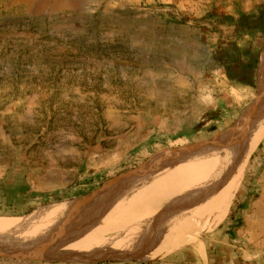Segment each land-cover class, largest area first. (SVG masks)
Here are the masks:
<instances>
[{
    "label": "rangeland",
    "instance_id": "rangeland-1",
    "mask_svg": "<svg viewBox=\"0 0 264 264\" xmlns=\"http://www.w3.org/2000/svg\"><path fill=\"white\" fill-rule=\"evenodd\" d=\"M263 4L0 0V186L65 181L80 194L24 217L0 208V219L52 215L1 230L0 264H264V137L190 236L167 228L264 120V48L230 42V71L252 56L250 87L209 72L230 41L222 26Z\"/></svg>",
    "mask_w": 264,
    "mask_h": 264
},
{
    "label": "crops",
    "instance_id": "crops-1",
    "mask_svg": "<svg viewBox=\"0 0 264 264\" xmlns=\"http://www.w3.org/2000/svg\"><path fill=\"white\" fill-rule=\"evenodd\" d=\"M253 7L255 9H252ZM222 28L224 30L223 34L229 37L230 41L226 43V47L219 49L220 53L215 51L212 54L210 61L214 68L211 67L209 72H214L215 75L224 77L222 83L226 82V85H231L229 83L231 79L240 77L243 79V84L236 87H250V82L253 81V66L250 65L253 62L250 59L252 56L248 54L247 56L250 59L248 60V57L241 53L243 55L241 60L234 63V65L236 64L238 66L235 67L234 71L233 69L230 71L231 65L229 64L231 60L229 59L230 52H228V48L231 43L234 44L238 52L247 51V47L249 46L259 49L264 48V4L261 6H252L247 11L236 14ZM231 86L233 87V85ZM220 106L207 111L206 114L210 122L221 118L218 116V113L221 112ZM183 111L186 110L184 108L176 109L169 119H173L175 116L181 118ZM216 124L211 123L209 126H216ZM62 180L65 179L62 178ZM2 186H0L2 188V191L0 189V208L5 212H15L19 215L17 217H24L42 207L45 208L54 204L76 201L80 195L77 194L79 188L78 183H65V181L57 186L35 188L32 187L31 182H15L14 185L4 184Z\"/></svg>",
    "mask_w": 264,
    "mask_h": 264
},
{
    "label": "bare ground",
    "instance_id": "bare-ground-1",
    "mask_svg": "<svg viewBox=\"0 0 264 264\" xmlns=\"http://www.w3.org/2000/svg\"><path fill=\"white\" fill-rule=\"evenodd\" d=\"M262 57H264V52ZM261 122L262 123H257L256 125H254L251 131L248 132L247 130L244 132V137L238 150L234 154H231V158L222 166V169L219 171V173H216L213 176L211 175L210 179H207L204 184L202 183L197 188L187 192V195L183 200L184 202L179 203V205H176L178 206L177 211L180 210L182 212H176L177 214L175 213L174 216L176 220L174 219L169 225H167V228H169V232H175L179 229L180 232H183L182 235L184 238L190 236L192 228L204 219L207 220L208 217L221 205V203L230 196V194L235 190L238 178L247 161V158L250 156L254 148L260 143V141L264 137V120L261 119ZM183 174L179 173L178 175H182L183 177H185L183 178L184 180L182 179L184 181V184L189 182V179H187L188 174ZM175 179L179 180L177 179L176 175L174 176V180ZM169 211L166 210L164 211V213H169ZM63 212L64 210H61L59 213ZM58 215V212H56L53 214V217H57ZM50 217H52V215L49 214L48 216L44 215V217L40 216V218L35 217L34 219L32 218L26 220L0 219V231H6L9 229L16 228L20 229L21 227L25 226H27L26 229H28L30 224L31 226L33 224L32 227L36 228L35 225H37L39 221L41 222L42 219H47Z\"/></svg>",
    "mask_w": 264,
    "mask_h": 264
},
{
    "label": "trees",
    "instance_id": "trees-1",
    "mask_svg": "<svg viewBox=\"0 0 264 264\" xmlns=\"http://www.w3.org/2000/svg\"><path fill=\"white\" fill-rule=\"evenodd\" d=\"M209 130H214V131H215V130H217V128H216V126L213 125V126H211V127L209 128Z\"/></svg>",
    "mask_w": 264,
    "mask_h": 264
}]
</instances>
